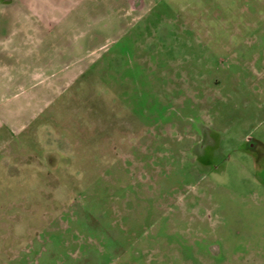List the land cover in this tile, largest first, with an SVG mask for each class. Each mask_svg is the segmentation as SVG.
<instances>
[{
	"label": "rangeland",
	"instance_id": "obj_1",
	"mask_svg": "<svg viewBox=\"0 0 264 264\" xmlns=\"http://www.w3.org/2000/svg\"><path fill=\"white\" fill-rule=\"evenodd\" d=\"M0 38V264H264V0H0Z\"/></svg>",
	"mask_w": 264,
	"mask_h": 264
},
{
	"label": "crops",
	"instance_id": "obj_2",
	"mask_svg": "<svg viewBox=\"0 0 264 264\" xmlns=\"http://www.w3.org/2000/svg\"><path fill=\"white\" fill-rule=\"evenodd\" d=\"M14 40L15 38H10V39L0 38V67L5 68V71H7V73L12 71V67L14 64L13 56L10 58L12 62L8 61L9 59L8 54L12 52L11 50H14L12 47L13 44L15 43ZM23 51L28 55L27 51H30V46L29 47L27 46V49L23 48ZM26 59L29 60V58H26ZM26 66H27V63H26Z\"/></svg>",
	"mask_w": 264,
	"mask_h": 264
},
{
	"label": "flooded vegetation",
	"instance_id": "obj_3",
	"mask_svg": "<svg viewBox=\"0 0 264 264\" xmlns=\"http://www.w3.org/2000/svg\"><path fill=\"white\" fill-rule=\"evenodd\" d=\"M260 142H262L260 139L255 138V137H250V136H248L246 141H245V143L248 145L247 148L249 150H252V149L256 150L258 148L257 146L260 144Z\"/></svg>",
	"mask_w": 264,
	"mask_h": 264
}]
</instances>
